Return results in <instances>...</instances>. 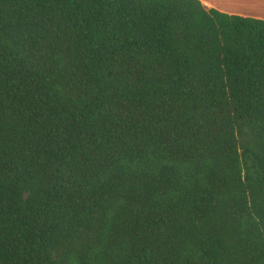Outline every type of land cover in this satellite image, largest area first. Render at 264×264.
<instances>
[{
	"label": "trees",
	"instance_id": "16d2710c",
	"mask_svg": "<svg viewBox=\"0 0 264 264\" xmlns=\"http://www.w3.org/2000/svg\"><path fill=\"white\" fill-rule=\"evenodd\" d=\"M0 264H264V19L0 0Z\"/></svg>",
	"mask_w": 264,
	"mask_h": 264
},
{
	"label": "crops",
	"instance_id": "0c3cea01",
	"mask_svg": "<svg viewBox=\"0 0 264 264\" xmlns=\"http://www.w3.org/2000/svg\"><path fill=\"white\" fill-rule=\"evenodd\" d=\"M220 11L264 19V0H200Z\"/></svg>",
	"mask_w": 264,
	"mask_h": 264
}]
</instances>
